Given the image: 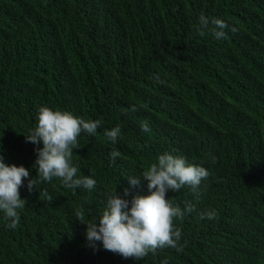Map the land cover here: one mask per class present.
<instances>
[{"label": "trees", "instance_id": "16d2710c", "mask_svg": "<svg viewBox=\"0 0 264 264\" xmlns=\"http://www.w3.org/2000/svg\"><path fill=\"white\" fill-rule=\"evenodd\" d=\"M200 14L238 31L201 37ZM41 106L102 122L95 136L81 133L72 158L97 185L68 189L53 178L29 192L25 178L18 226L0 212V264H264V0H0V155L31 178L43 144L24 135ZM116 126L113 143L104 131ZM166 152L210 173L198 194L166 193L195 208L174 220L182 250L142 260L100 242L94 251L76 210L97 220L109 192ZM131 192L148 195L147 181ZM209 209L216 220L200 218Z\"/></svg>", "mask_w": 264, "mask_h": 264}, {"label": "clouds", "instance_id": "9594fccd", "mask_svg": "<svg viewBox=\"0 0 264 264\" xmlns=\"http://www.w3.org/2000/svg\"><path fill=\"white\" fill-rule=\"evenodd\" d=\"M229 28L233 33L238 31L236 26L230 27L223 19L200 14L195 32L201 37L211 34L219 41L227 38L225 30ZM129 111H138V106L131 105ZM101 126L102 122L98 119L86 120L66 110H53L47 106L38 109L37 125L24 135L26 142L43 144V147L35 149L37 155L33 167L37 176L31 178L29 170L23 165L6 164L0 155V212L8 222V228L15 229L18 226V210L27 204L19 191L24 186L25 178L29 192L37 189L38 181L51 182L53 178L59 179L62 186L68 189L83 187L92 190L96 187L97 181L91 175H77L79 169L73 165L72 158L73 150L80 148L78 137L81 133L95 136ZM140 127L142 132L150 131L147 121H142ZM120 134L119 126L104 131V135L113 143ZM119 156V151L109 152L113 162ZM209 175L205 167L189 163L182 155L166 152L144 168L139 176L129 175L130 187L109 192L106 207L97 220H86L83 208L76 210L75 218L87 225L86 240L94 251L98 250L97 242L102 244L104 250L134 260H142L149 253L155 254L163 248L180 251L183 247L180 244L182 230L174 224V220L183 221L185 215L195 208L187 202L183 209L174 205L166 198V193L177 192L188 186L194 194H198L201 181ZM141 179L147 181L148 195L131 192V187L138 186ZM48 199L52 201L51 196ZM199 215L201 219L214 221L218 212L209 209ZM162 264H167V260Z\"/></svg>", "mask_w": 264, "mask_h": 264}]
</instances>
